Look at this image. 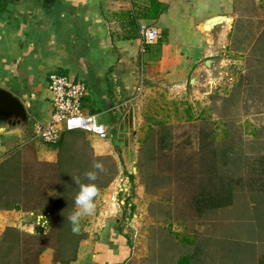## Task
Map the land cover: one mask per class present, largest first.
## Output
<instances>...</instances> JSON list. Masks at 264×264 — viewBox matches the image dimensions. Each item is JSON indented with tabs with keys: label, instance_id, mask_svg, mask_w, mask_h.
<instances>
[{
	"label": "crops",
	"instance_id": "crops-1",
	"mask_svg": "<svg viewBox=\"0 0 264 264\" xmlns=\"http://www.w3.org/2000/svg\"><path fill=\"white\" fill-rule=\"evenodd\" d=\"M155 1L153 15L152 0H0V88L19 99L26 113L22 119L0 104V238L7 226L17 227L15 219L28 213L13 206L11 200L18 199L19 192L10 197L11 174L16 170L17 182L25 172L20 164L14 166V156L25 152L54 170L57 166L51 162L61 158L64 163L67 136L82 131H64L54 145L34 138V125L46 123L51 114L49 72L85 83L83 109L96 113L107 126L109 137L104 139L109 144L118 137L112 134L114 123L128 134L131 124L142 122L138 107L149 99L200 98L189 93V80L201 64L205 99H212L211 90H219L223 82H235L238 88L249 85L241 77L250 68L255 39L264 41V0ZM218 14L231 16L228 28L205 30L203 23ZM142 22L161 31L158 42L144 50ZM256 48L261 50V43ZM252 93L248 95L255 96ZM130 146L125 141L124 152ZM102 214L93 231L85 226L90 233L79 241L74 259L56 260L49 246L39 264H126L131 247L114 217Z\"/></svg>",
	"mask_w": 264,
	"mask_h": 264
},
{
	"label": "rangeland",
	"instance_id": "rangeland-1",
	"mask_svg": "<svg viewBox=\"0 0 264 264\" xmlns=\"http://www.w3.org/2000/svg\"><path fill=\"white\" fill-rule=\"evenodd\" d=\"M262 40L255 39L250 68L241 77L250 86L223 82L219 90H211L212 99H205L207 88L201 82L200 93L195 94L200 98L191 102L149 99L138 107L142 122L131 124L128 134L114 123L112 134L118 137L113 144L86 131L67 136L63 144L69 149L63 158L67 176L60 182L55 169L31 155L14 156L12 163L24 168L30 189V200L20 203L28 213L15 219L17 228L28 233L24 228L36 224L39 216L49 223L54 210L60 209L61 214L67 204L59 197H75L76 180L89 183L84 173L95 171L96 179L91 181L97 187L95 210L81 217L80 223L93 231L98 214L114 217L132 250L126 264H264ZM251 90L255 96L248 95ZM125 141L131 146L124 152ZM95 161L103 164V170L93 169ZM123 174H129L130 193H119L112 200V182ZM11 175L15 182L16 171ZM224 184L233 187L231 204L204 208L200 199L225 195ZM18 192L15 187L10 197ZM57 231L47 241L58 249L59 239L63 240L60 250L70 255L78 240L68 235L58 238ZM20 258L31 259L18 246L7 254L10 264Z\"/></svg>",
	"mask_w": 264,
	"mask_h": 264
},
{
	"label": "built area",
	"instance_id": "built-area-1",
	"mask_svg": "<svg viewBox=\"0 0 264 264\" xmlns=\"http://www.w3.org/2000/svg\"><path fill=\"white\" fill-rule=\"evenodd\" d=\"M160 36L161 31L154 24L140 23L141 50H144L148 44L158 42ZM48 86L51 104L50 118L46 123L34 125V138L54 145L60 141L64 131L71 130L86 131L101 138L109 137V129L98 119V115L83 109V98L87 94V87L84 82L74 80L67 74L51 71L48 73ZM140 88L139 85L137 89ZM128 184L131 185L129 174L118 175L112 182L111 199H117L119 193L129 195L130 186ZM42 217L39 216L36 224H32L26 230L31 233L46 232L49 223ZM39 227L41 228L39 229Z\"/></svg>",
	"mask_w": 264,
	"mask_h": 264
},
{
	"label": "trees",
	"instance_id": "trees-1",
	"mask_svg": "<svg viewBox=\"0 0 264 264\" xmlns=\"http://www.w3.org/2000/svg\"><path fill=\"white\" fill-rule=\"evenodd\" d=\"M152 10L150 14L155 15L158 9V5L155 0H152ZM58 144V143H57ZM64 149V147H63ZM52 165L57 166L55 169L56 174H60L57 181L63 180V175L67 176V172L64 169V163H62V159L59 158V161L56 162V164L51 162ZM9 171V170H8ZM16 170H14L15 172ZM18 171V170H17ZM20 172V170H19ZM131 176V175H130ZM42 180V177H41ZM27 182L23 176L20 175L17 182H9L11 189H14L15 187L19 190V197L13 198L11 201L13 203V206L16 208H22L20 203H27L30 200V189H28ZM83 183V182H82ZM14 184H17L14 185ZM227 184V183H226ZM224 184V189L222 188L221 191L225 192V195H212L208 198L203 196L200 201L203 202L204 208H216V207H223L226 205L231 204L232 202V190L230 188H233L231 186H228ZM35 188H38L36 185H34ZM64 197L67 200V204L64 205L63 212L60 214V209L54 210V216L53 218L48 217L49 219V225H51V229H47L46 232H35V233H23L15 226H7L5 230L3 231L1 238H0V264H10L9 260L7 259V254L9 251H11L14 247L18 246L23 248L27 255L31 259H24L20 258L16 264H39L40 255L43 252V250L46 247L51 246L54 248V256L56 260H61L62 262H69L70 260L74 259L77 255V247L79 241L87 236L86 231L84 228H82V224L80 223L79 231L73 232L71 230V224L66 219V217L75 209L74 205V196H60L59 198ZM51 213V212H50ZM49 228V227H48ZM63 229V231H62ZM57 231L58 238L64 237L66 235L70 236L71 238L76 237L78 240L75 245L72 253L70 255H64L60 250L64 246V241L59 239L58 242V249H55L54 245L52 243H49L47 241L48 236L52 233H55ZM181 264V263H180Z\"/></svg>",
	"mask_w": 264,
	"mask_h": 264
},
{
	"label": "water",
	"instance_id": "water-1",
	"mask_svg": "<svg viewBox=\"0 0 264 264\" xmlns=\"http://www.w3.org/2000/svg\"><path fill=\"white\" fill-rule=\"evenodd\" d=\"M232 21L231 16L227 14H218L211 16L208 18L204 23L205 30H211L216 25L223 28H228V24ZM230 27V26H229ZM204 64H201L200 67L192 74L189 80V90L192 95L199 93V85L200 82L203 81V73L202 70L204 69ZM207 66H210V61L208 59ZM0 104L4 110L7 112L15 113L16 115L20 116V118L25 119L26 113L23 104L19 99L13 96L10 92L6 91L5 89L0 88Z\"/></svg>",
	"mask_w": 264,
	"mask_h": 264
},
{
	"label": "clouds",
	"instance_id": "clouds-1",
	"mask_svg": "<svg viewBox=\"0 0 264 264\" xmlns=\"http://www.w3.org/2000/svg\"><path fill=\"white\" fill-rule=\"evenodd\" d=\"M92 167L93 169L103 170V164L100 161H95ZM84 175L87 177L89 183H82L79 179L76 180V183L79 185V189L74 197V205L76 207L66 217L74 233L79 231L81 217L92 215L95 210L94 197L97 194V187L91 181H95L97 174L95 171H86Z\"/></svg>",
	"mask_w": 264,
	"mask_h": 264
}]
</instances>
